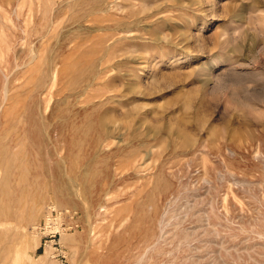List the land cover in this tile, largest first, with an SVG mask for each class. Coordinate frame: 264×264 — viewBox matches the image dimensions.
Returning a JSON list of instances; mask_svg holds the SVG:
<instances>
[{
	"label": "rangeland",
	"instance_id": "rangeland-1",
	"mask_svg": "<svg viewBox=\"0 0 264 264\" xmlns=\"http://www.w3.org/2000/svg\"><path fill=\"white\" fill-rule=\"evenodd\" d=\"M0 264H264V0H0Z\"/></svg>",
	"mask_w": 264,
	"mask_h": 264
},
{
	"label": "built area",
	"instance_id": "built-area-1",
	"mask_svg": "<svg viewBox=\"0 0 264 264\" xmlns=\"http://www.w3.org/2000/svg\"><path fill=\"white\" fill-rule=\"evenodd\" d=\"M54 215L55 217H50V218L48 217L47 222L44 223V227L41 228L45 234L44 237L46 238L47 237L54 238L58 233L72 229L71 226L69 227L66 226V223L62 221H67L68 219H72L73 215H71L68 212H55ZM56 222L59 224H56Z\"/></svg>",
	"mask_w": 264,
	"mask_h": 264
},
{
	"label": "bare ground",
	"instance_id": "bare-ground-1",
	"mask_svg": "<svg viewBox=\"0 0 264 264\" xmlns=\"http://www.w3.org/2000/svg\"><path fill=\"white\" fill-rule=\"evenodd\" d=\"M108 127V126H107ZM96 154V153H95ZM92 161V160H91ZM59 171V170H58ZM89 173V172H88ZM93 175V174H92ZM101 175V174H100ZM84 177H85V175H83ZM58 181V180H57ZM91 182V181H90ZM66 183H68V182H66ZM84 185H85V181H84ZM64 186H66L65 184H64ZM76 186L78 187V185L76 184ZM67 187V186H66ZM91 187V186H90ZM64 188V187H63ZM58 189V188H57ZM69 189V188H68ZM155 190L157 191V188H155ZM64 192H67V191H65L64 190ZM79 193V192H78ZM156 193V192H155ZM107 195V194H106ZM105 198V197H104ZM148 198V197H147ZM91 202V201H90ZM143 215V214H142ZM139 217V216H138ZM158 224V223H157ZM160 235V234H159Z\"/></svg>",
	"mask_w": 264,
	"mask_h": 264
}]
</instances>
